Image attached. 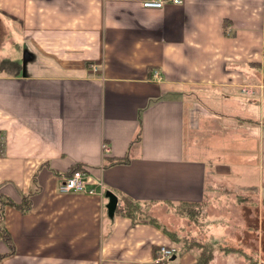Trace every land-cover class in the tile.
I'll return each instance as SVG.
<instances>
[{
    "label": "crops",
    "instance_id": "0c3cea01",
    "mask_svg": "<svg viewBox=\"0 0 264 264\" xmlns=\"http://www.w3.org/2000/svg\"><path fill=\"white\" fill-rule=\"evenodd\" d=\"M140 1L0 0V58L19 66L0 71V264H195L162 204L210 194L234 196L207 236L264 264V0ZM77 165L95 193L58 191ZM107 190L155 202L158 223L115 215L106 234Z\"/></svg>",
    "mask_w": 264,
    "mask_h": 264
},
{
    "label": "trees",
    "instance_id": "16d2710c",
    "mask_svg": "<svg viewBox=\"0 0 264 264\" xmlns=\"http://www.w3.org/2000/svg\"><path fill=\"white\" fill-rule=\"evenodd\" d=\"M10 68L13 66L14 69H18V63L17 62H11L9 60H0V71L2 68L7 69L6 67ZM2 151L0 152V154ZM128 163V159L124 160H115L112 161L111 164H126ZM75 170H84L82 167H79L78 165L73 167L67 176L72 174ZM253 186H243L239 187V190L237 192V199L239 201L243 198H250V191H252ZM248 192L246 197L244 196L245 193ZM208 194V193H206ZM120 198L117 201L118 204L114 211L112 213H108V217L110 220V227L106 234H108L112 228V221L115 215H121L126 216L132 220L133 223L138 222H151V223H158L152 216L150 215V209L155 202H139L137 200L132 199L126 194H119ZM8 203L7 200L0 199V220L2 219L3 215V207L4 205ZM166 207L168 211H171L174 213L176 217H179L186 221L189 225V227L192 229L195 227L196 231L190 230L189 232L182 233L178 231L169 230L168 228H165L164 226L160 225V227L169 235V237L181 245L182 249L184 251L189 250H196L197 256H196V262L195 264H209L213 252L215 250L222 251L223 253L228 252H236L239 255L243 256L245 259L249 261L250 264H256L254 261L251 260V254L247 253L243 248L241 247H233V246H223L221 243H218L214 241L213 238H211L209 235L207 236V230L208 226L211 223H216V221L210 220V216L208 214V211L206 210V207L208 205V198L205 197L202 201L199 202H186L181 201L178 203L174 202H165L162 204ZM21 211L26 212L29 208V203L27 202V198L24 196L22 197L21 202L18 204ZM179 230H183V226L180 227ZM194 231L195 233H191ZM0 234L3 237H7L6 232L4 228L0 225ZM199 235H202L200 237Z\"/></svg>",
    "mask_w": 264,
    "mask_h": 264
},
{
    "label": "built area",
    "instance_id": "2783aa9c",
    "mask_svg": "<svg viewBox=\"0 0 264 264\" xmlns=\"http://www.w3.org/2000/svg\"><path fill=\"white\" fill-rule=\"evenodd\" d=\"M141 5L144 8L150 9H160L163 8L165 5L173 4L179 5L183 2V0H141ZM153 79L160 80V75L157 70H153L151 73ZM245 91V90H243ZM247 93H251V91H247ZM3 149V139L0 136V152ZM109 148L106 146L103 147V153L107 154ZM89 176L84 170H75L69 176H65L61 178L60 183L58 185V191L60 193H69V192H79V193H95V190L89 184ZM101 193L103 195L104 188H102ZM173 253V250L161 246L156 249L155 251V261L162 262L167 260Z\"/></svg>",
    "mask_w": 264,
    "mask_h": 264
},
{
    "label": "rangeland",
    "instance_id": "374dc122",
    "mask_svg": "<svg viewBox=\"0 0 264 264\" xmlns=\"http://www.w3.org/2000/svg\"><path fill=\"white\" fill-rule=\"evenodd\" d=\"M0 60H4V58H0ZM198 132L196 133V136H197V140H196V143L199 144V141L201 140L199 137H198ZM204 136V134L201 135V137ZM212 196L214 198H212ZM232 196H234V194H230L229 195V198L228 199H225L223 201V197L220 198H217V195L216 194H210V199H208V205L206 207V210L208 211V214L209 216H215V215H218L220 212H226L224 206H226L227 204H232V200L230 199ZM172 214L174 215V213L172 212ZM175 216V215H174ZM173 218V221H170V219L168 217H165V215L161 216V218H159V222H161L162 224H164L166 226V228H168L169 230H173V231H178L180 233H183L184 232H189L190 230H194L196 231L195 227L194 228H190L188 223L186 221H184L183 219H181L182 221H184V223H181L177 218L176 216L175 217H172ZM171 223V224H170ZM183 226V230H179L180 227ZM194 231H192L191 233H195ZM184 236V235H183ZM200 237H202V235H199Z\"/></svg>",
    "mask_w": 264,
    "mask_h": 264
},
{
    "label": "water",
    "instance_id": "95a60500",
    "mask_svg": "<svg viewBox=\"0 0 264 264\" xmlns=\"http://www.w3.org/2000/svg\"><path fill=\"white\" fill-rule=\"evenodd\" d=\"M105 196L108 198L107 209L108 213H112L118 204L117 196L110 190L105 192Z\"/></svg>",
    "mask_w": 264,
    "mask_h": 264
}]
</instances>
